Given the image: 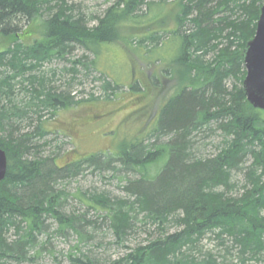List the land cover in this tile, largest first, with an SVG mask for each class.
<instances>
[{"label":"trees","instance_id":"trees-1","mask_svg":"<svg viewBox=\"0 0 264 264\" xmlns=\"http://www.w3.org/2000/svg\"><path fill=\"white\" fill-rule=\"evenodd\" d=\"M263 1L175 0V28L139 41L145 47L150 42V52L171 40L178 45L171 60L156 59L169 63L164 71L169 76L178 69L180 87L162 106L153 130L124 142L115 153H93L58 165L44 154L47 144L37 141L50 133L41 119L83 101L73 90L82 84L80 73L98 70L94 57L106 44L125 38V26L157 23L149 18L160 2L116 0L97 16L73 0H0V36L14 37L0 50V147L8 159L0 181V264H33L50 250L53 238L74 235L78 243L64 259L50 250L53 264L261 260L264 110L247 101L242 85L243 51L255 35ZM37 16L44 17L45 34L24 44L20 24ZM165 34L164 46L157 47ZM76 49L84 53L77 57ZM55 61L65 64L51 67ZM98 78L105 99L119 93V84L103 73ZM90 97L99 99L93 92ZM198 136L218 137L210 141L214 150L199 147ZM90 169L122 174L125 195L79 189L75 207L69 182ZM139 231L147 239L130 247ZM109 246L118 250L116 256Z\"/></svg>","mask_w":264,"mask_h":264},{"label":"rangeland","instance_id":"rangeland-1","mask_svg":"<svg viewBox=\"0 0 264 264\" xmlns=\"http://www.w3.org/2000/svg\"><path fill=\"white\" fill-rule=\"evenodd\" d=\"M81 9L91 15H102L104 11L116 0H73ZM154 10L149 21L153 25L145 27L125 26L123 35L125 38L117 40L114 44L105 45L100 50L99 57L96 58L98 70L109 78V80L119 84V93L111 99H105L102 90V80H98L101 73L91 67V71L86 76L80 73L79 78L82 84L76 83L73 90L78 92L80 103L68 108L60 109L57 115L46 114L42 121L43 127L50 133L44 137L37 136L38 143H46L44 154L52 156L55 163L63 165L69 159H75L93 153L110 152L115 153L124 144L137 139L145 138L152 128H154L162 106L177 92L180 87V76L178 69L169 76L165 73L169 63L164 60L156 61L158 57L171 60L177 55L178 45L173 40L167 41L168 34H165L157 47L150 52V46L139 44L141 39L151 32L174 29L177 4L175 0H154ZM155 7H160L156 9ZM93 22L91 25H94ZM20 36L24 44H32L36 39L44 36L47 25L44 17L37 16L30 22L22 21ZM14 37L0 36V50H6L13 42ZM84 53L81 49L75 50L77 57ZM75 57V58H77ZM89 59H93L92 53H88ZM156 61V62H155ZM155 62V63H153ZM63 61H55L51 67H62ZM84 71V69L82 68ZM86 73V72H85ZM85 76V77H84ZM70 77V76H69ZM68 78V77H67ZM66 81V78L57 81L59 84ZM93 92L99 99H90ZM104 96V97H103ZM58 131V132H57ZM219 135V134H218ZM198 136L197 145L206 150L213 151L210 141H216L218 137ZM106 174V175H105ZM100 174L87 170L81 176L69 182L68 189L73 194L72 204L76 207L77 197L74 195L77 190L98 188L108 192L124 196L122 174H111L109 172ZM139 176L136 173L130 175ZM236 178L243 180V174L236 173ZM133 235L128 242L133 247L138 242L145 241V232ZM111 239L108 237L106 241ZM77 237L53 238L52 244L48 245L50 250H56L57 256L64 259L68 251L77 245ZM81 244H83L81 242ZM207 247L212 248L213 242L206 240ZM110 254L116 256L117 249L109 246ZM50 250L43 253L42 257L33 264H53L52 252ZM231 261V258H229ZM237 264V262L233 263ZM248 264H264V257L258 261H250Z\"/></svg>","mask_w":264,"mask_h":264},{"label":"water","instance_id":"water-1","mask_svg":"<svg viewBox=\"0 0 264 264\" xmlns=\"http://www.w3.org/2000/svg\"><path fill=\"white\" fill-rule=\"evenodd\" d=\"M246 76L243 80V91L247 101L254 107L264 110V1L257 21L254 37L243 51ZM8 159L0 147V181L7 174Z\"/></svg>","mask_w":264,"mask_h":264}]
</instances>
